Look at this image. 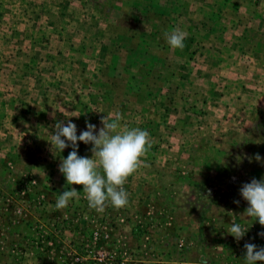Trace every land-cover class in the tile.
<instances>
[{
  "label": "rangeland",
  "instance_id": "1",
  "mask_svg": "<svg viewBox=\"0 0 264 264\" xmlns=\"http://www.w3.org/2000/svg\"><path fill=\"white\" fill-rule=\"evenodd\" d=\"M177 27L183 50L164 35ZM116 113L152 148L128 205L98 213L59 172L72 148L48 141L58 121L79 136ZM91 147L78 141V155ZM253 178L264 0H0V264H247L244 245L264 247L243 214ZM71 187L79 202L56 209ZM233 223L249 228L239 241Z\"/></svg>",
  "mask_w": 264,
  "mask_h": 264
},
{
  "label": "clouds",
  "instance_id": "2",
  "mask_svg": "<svg viewBox=\"0 0 264 264\" xmlns=\"http://www.w3.org/2000/svg\"><path fill=\"white\" fill-rule=\"evenodd\" d=\"M165 38L173 49L183 50L184 41L188 32L174 28L165 32ZM122 115L116 113L114 117L104 116L101 118L102 127L97 132L96 125L87 123V130L77 135V125L71 120L58 121L55 131L51 135L50 145L52 150L63 152L71 147L67 158H62L59 172L62 173L69 185H82L83 193L88 201L90 209L103 213L110 204L116 209L126 207L129 203V193L124 185L129 176L133 175L144 164L147 153L152 148L150 133L139 127H121ZM78 141L91 144V158L78 155ZM240 158L238 157V160ZM252 158H249L251 162ZM254 159L261 161V156L255 154ZM36 182V181H32ZM210 195V193H209ZM240 195L247 201L248 207L245 214L249 218L264 226V178H253L250 183H244L240 188ZM77 203L80 200V191L71 187L64 190L57 198L55 207L58 210L66 208L71 201ZM239 203V201H234ZM249 228L238 223H233L228 230L237 241L241 240ZM264 237V233H259ZM245 260L247 264L264 262V247L258 248L253 243H246ZM201 264H207L202 259Z\"/></svg>",
  "mask_w": 264,
  "mask_h": 264
}]
</instances>
